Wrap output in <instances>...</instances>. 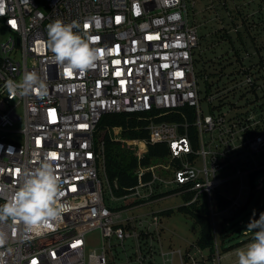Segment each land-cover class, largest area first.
<instances>
[{
	"label": "built area",
	"instance_id": "obj_1",
	"mask_svg": "<svg viewBox=\"0 0 264 264\" xmlns=\"http://www.w3.org/2000/svg\"><path fill=\"white\" fill-rule=\"evenodd\" d=\"M0 9L9 32L0 44V205L17 191L22 172L45 159L54 163L68 205L40 231L11 219L0 223L7 235L0 264H200L204 254L195 244L165 248V210L134 209L186 192L188 205L205 194L214 224L211 194L220 185L230 199L222 214L236 213L251 192L264 190V176L254 184L264 171V59L247 64L229 46L196 70L199 35L186 0H0ZM57 19L76 21L74 31L97 38L93 46L103 55L95 67L70 76L54 62L47 26ZM25 72L44 80L45 97L8 94L5 82ZM111 113H137L144 124L133 129L146 136L105 129L135 160L134 183L119 187L106 176L107 204L98 124ZM155 143L166 144V157L143 164ZM229 182L237 184L233 194ZM94 228L101 245L86 252L85 234Z\"/></svg>",
	"mask_w": 264,
	"mask_h": 264
},
{
	"label": "rangeland",
	"instance_id": "obj_2",
	"mask_svg": "<svg viewBox=\"0 0 264 264\" xmlns=\"http://www.w3.org/2000/svg\"><path fill=\"white\" fill-rule=\"evenodd\" d=\"M192 1H194L193 4ZM261 1L262 0H186L187 14L189 20L197 25L199 50L202 51L199 52L197 48L194 53V64L196 70H198L202 65L201 61H209L211 57L219 55L221 52L230 49L229 46H233L234 50L238 52L239 56L243 58L244 62L247 64L264 59V20L262 19V16L258 17L257 15V10L260 9L262 5ZM242 18H247L251 34L257 35L256 43H253L250 37H247ZM239 34H241V37ZM8 35V30L0 21V44L7 39ZM200 84L203 86L202 81ZM105 116L102 121L109 117V115ZM113 126L119 125L110 122L99 128V136H103L104 138L105 135H107L108 138H110L108 133H106L107 130L105 131V129H110ZM140 132L141 130H137V133ZM120 136L129 137L130 132L121 131ZM113 141L116 142L115 140ZM119 146L122 150H127L121 143ZM160 160L162 161V159ZM195 162L196 165L201 164L199 159H196ZM98 174L102 179L106 203L108 204L107 196H109V193L105 189V183L106 176L109 178V175L107 172H104L100 165ZM262 176H264V171L258 173L254 177V184H257V180L262 178ZM109 181L112 182L113 180L109 178ZM236 185L237 184L232 185V182L228 183L229 193H234ZM225 187L226 184H222L217 188V190L219 189V191H221ZM171 189H173V187L168 186V190ZM212 198L215 204V193L212 194ZM184 200L183 196L179 194H172L159 200V202L151 203L149 206H142L138 209H134V212L137 213L165 210L163 214H161L163 225V232L161 236L164 239L165 248L168 246L174 248H188L190 244H196L198 241L199 231L196 222L189 216L188 213H185L178 208L183 205ZM168 209L170 210L168 211ZM257 213H264V190L261 192L255 191L254 197L246 210L236 216V222L233 227V234L235 235V238L228 241L226 246L233 242L243 240L246 237L243 233L244 230L248 228V225L245 224L249 220H252L253 215ZM256 216L259 218L260 214ZM240 221H242V223H240ZM85 240L86 252L98 249L101 245L99 229L94 228L86 232ZM250 242L251 240L241 242L240 244L231 246L222 251L219 248L220 252H222L221 254H218L215 248V254L210 258L207 257L206 253L208 250L204 248L202 250L204 256L199 263L237 264V256L235 254L236 251L238 249L245 248ZM174 264H177V261H175Z\"/></svg>",
	"mask_w": 264,
	"mask_h": 264
},
{
	"label": "clouds",
	"instance_id": "obj_3",
	"mask_svg": "<svg viewBox=\"0 0 264 264\" xmlns=\"http://www.w3.org/2000/svg\"><path fill=\"white\" fill-rule=\"evenodd\" d=\"M79 27L76 21L67 24L60 19L53 21L47 26L46 44L55 63L71 72L83 73L95 67L102 55L101 49L93 46L97 38L88 31H74ZM4 87L11 97L34 93L43 98L48 92L46 83L36 72H25L19 81L8 79ZM63 195L55 165L51 159H45L34 170L22 172L17 191L0 205V223L11 219L22 222L26 231H40L60 220L68 210V205L62 202ZM248 228L255 230L253 238L245 248L236 251L237 264H264V213L259 219L253 218ZM6 239V233L0 231V246Z\"/></svg>",
	"mask_w": 264,
	"mask_h": 264
},
{
	"label": "trees",
	"instance_id": "obj_4",
	"mask_svg": "<svg viewBox=\"0 0 264 264\" xmlns=\"http://www.w3.org/2000/svg\"><path fill=\"white\" fill-rule=\"evenodd\" d=\"M259 17V16H258ZM244 20V19H243ZM244 22V28L247 33V37L256 43L257 35L251 34L249 24L247 21ZM257 23V22H256ZM257 26V25H256ZM238 32V31H237ZM241 37V34H239ZM137 113H111L105 114L109 117L102 121L103 115L99 121L98 128L103 127L107 123H113L124 128L123 132H130V138L135 137H145L146 131L143 129L140 133H137V130L133 128L137 125H143L144 121L137 118ZM106 117V116H105ZM120 143L117 141L114 142L110 140L107 135L104 137V151H105V163H106V172L109 175L111 180L116 179L118 186H124L134 183V178L132 177V170L135 167L134 157L127 151L122 150L119 146ZM167 146L165 143H155L148 145V152L145 158L142 160L143 164H148L150 162H158L163 160L167 155ZM158 160V161H157ZM131 172V173H130ZM253 179V176H251ZM119 193V191H116ZM216 194V202L214 204L212 194ZM211 194V202L214 212V224L211 219V212L209 210V203L206 199L205 194H200L198 200L192 202L188 205H181L178 208L188 213L189 216L196 222L199 231V238L195 244L201 250L204 248L207 249V257L210 258L215 254V248L218 254H221L219 248L226 250L231 246L240 244L241 242H247L252 240L255 230H249V228L244 230V235L246 237L243 240L233 242L230 245L226 246V243L233 238H235L234 233V224L235 218L238 214L242 213L249 206L252 198L254 197V192H251L245 204L242 206L239 211L233 214L221 213L227 208L230 203V199L222 194L219 189L215 190ZM192 196L191 193L186 192L183 194L185 200L190 199ZM170 209H168L169 211ZM254 217H252L253 219ZM249 220L245 225H248ZM230 229V230H229Z\"/></svg>",
	"mask_w": 264,
	"mask_h": 264
},
{
	"label": "snow or ice",
	"instance_id": "obj_5",
	"mask_svg": "<svg viewBox=\"0 0 264 264\" xmlns=\"http://www.w3.org/2000/svg\"><path fill=\"white\" fill-rule=\"evenodd\" d=\"M0 12H2V9H0ZM117 19H119V18H117ZM84 27H85V28H88L89 25H88V24H85ZM148 39H152V37L150 36V37H148ZM101 55H103V51H101ZM114 63H118V62H114ZM67 74L71 76V75H72V72L69 71V70H67ZM117 74L119 75V73H117ZM50 156H51V158H53V159L57 158L55 152L51 153ZM17 172H19V170H17ZM34 264H35V262H34Z\"/></svg>",
	"mask_w": 264,
	"mask_h": 264
}]
</instances>
